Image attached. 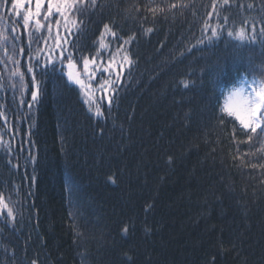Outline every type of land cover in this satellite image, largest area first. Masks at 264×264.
Here are the masks:
<instances>
[{
	"label": "trees",
	"instance_id": "obj_1",
	"mask_svg": "<svg viewBox=\"0 0 264 264\" xmlns=\"http://www.w3.org/2000/svg\"><path fill=\"white\" fill-rule=\"evenodd\" d=\"M248 1L85 0L82 32L63 36L80 54L98 52L104 24L119 41L135 37L122 83L114 70L96 94L103 116L66 84L64 65L43 68V54L31 61L32 100L28 32L0 8L25 47L26 85L10 87L15 65L0 63V195L15 217L0 212V264H264V134L248 142L220 111L239 70L264 76V0ZM217 13L228 29L258 17L255 42L209 43L205 23ZM47 33L36 34L34 56Z\"/></svg>",
	"mask_w": 264,
	"mask_h": 264
},
{
	"label": "snow or ice",
	"instance_id": "obj_2",
	"mask_svg": "<svg viewBox=\"0 0 264 264\" xmlns=\"http://www.w3.org/2000/svg\"><path fill=\"white\" fill-rule=\"evenodd\" d=\"M47 4V9L42 13V6ZM91 6L96 5V0H90ZM229 0H223L221 7L227 5ZM28 7H25V5ZM32 0H11V8L8 9L7 0H4V3L0 4V8L5 10V13L11 17H16L17 21L22 18V25L25 31L28 32V59L29 63L27 66V73L32 74V83L37 88V91H32V100L36 101L38 95V85L36 84V77L34 74V66L32 64V60L36 59V66H39V53L42 51L41 49H36V55H33L32 44L34 41H38L39 37H37V33L42 29H47L49 35L52 33L53 24L57 29V38L55 40V46L60 48L61 51L57 59L63 65L66 60L67 63L64 67L67 68L66 76L67 81L66 84H75L79 86L81 95L84 97V103L87 104L88 110L93 111V106H95V115L103 116V111L101 104L96 99V91L99 90L101 93L107 91L106 85L108 87L111 86L110 81H102L98 84L97 89H93L90 81L94 77V72L90 69V65L95 67L97 64V59L100 55V52L107 49L109 44L105 42L106 37L111 36L113 39H119L115 31H113L112 27L109 24H104V31L100 33L99 40L96 42L98 45V52L96 56L92 58L81 56V61L83 65V72L78 70L77 62L74 59L73 52H65L67 49L63 47L64 44L69 43L68 41H61L59 37V28L63 23V26L66 31H70L71 29H76L77 32H82L81 24L82 21L78 22L75 18L77 14L82 13L85 9V0H35V8L31 7ZM172 8L177 7V5H171ZM251 7V5H249ZM150 11L155 12L156 9H150ZM162 11V9H161ZM213 11H216L215 2L213 4ZM218 15V13H217ZM43 16V20L47 21V23H42L41 17ZM52 18V19H50ZM228 16L223 17L224 25L228 23ZM17 21H13V24H16ZM247 23V22H245ZM222 25H218L217 27H211L207 22L205 23V28L211 30V34L209 36V43H211L214 39H219L221 33L218 31V28H222ZM17 28L15 26H10L9 23L5 22L4 16L0 15V52L3 53L0 56V63H11L15 65V68L8 73V79L13 81L10 84L14 90L17 88V83L20 89H23L25 85V72L21 70L20 59L17 57H23L25 55V47L20 45V36L15 35ZM148 32H151L152 29H147ZM255 27L251 28L252 36H249L246 28L241 25L236 28L234 31L231 29L226 30L227 37L230 40L236 42L235 47L237 49L243 48L246 43H254L255 42ZM262 35H264V28L260 29ZM135 37H129L123 41V44H129L131 40ZM202 42V41H201ZM123 47V45H121ZM119 51V49H118ZM124 60L131 63L127 56L124 57ZM51 65V70L55 72L56 70V61L49 56L46 63L43 65L44 69H47L48 66ZM122 67V65H121ZM112 70V62L104 69V71ZM264 71V67L261 69ZM87 78V81L85 79ZM18 78V81L16 80ZM3 77L0 76V87H3ZM183 87L188 88L190 83L188 81H183ZM23 103V101H21ZM107 103L111 105L112 98H109ZM223 116L231 117L235 122L238 123L239 129L247 134V141L251 142L254 139L260 137V135L264 134V79L253 78L251 80L248 79L246 75H241L238 77L236 84L228 91L225 96L224 103L220 109ZM0 115H3L0 113ZM224 122L223 117L221 118V123ZM259 130V133H258ZM234 132L236 129L234 128ZM2 143V141H0ZM259 151L264 152V143L261 144ZM257 165L253 164L252 167H256ZM264 167V165H261ZM7 210V217L15 219L13 215V210L8 204L5 202L3 195H0V212L3 210ZM127 232V228L124 229ZM33 264H36L33 261Z\"/></svg>",
	"mask_w": 264,
	"mask_h": 264
},
{
	"label": "rangeland",
	"instance_id": "obj_3",
	"mask_svg": "<svg viewBox=\"0 0 264 264\" xmlns=\"http://www.w3.org/2000/svg\"><path fill=\"white\" fill-rule=\"evenodd\" d=\"M188 1H192V0H184V2H187V3H188ZM42 10H43V7H42ZM236 19H238V18H234L233 20H236ZM243 19H246L245 22H247V23L244 22L241 25H243L246 28V30L248 31V34H249L250 29L253 26L256 29L257 26H255V23H257V25L260 28L262 27L261 26V22L258 19H256V18L244 17ZM43 22H45V21L43 20ZM207 23L210 24L211 27H217L218 25H222L223 27L222 28H218V31L221 33V35L222 34H226V30L228 29V27H226L224 25L223 21L220 22V17L217 14L214 15L213 18L208 20ZM241 25H237V26L233 27V29H231V30L234 31L236 28L240 27ZM80 26H81V29H83V27H84L83 23ZM206 30H208V29H206ZM71 31L77 32L76 29H71L70 31H66L64 26H63V23H62V25L59 28V37L61 38L62 43H63V41H65V40H63V36L66 33L69 34ZM210 34H211V30H210ZM226 36H227V34H226ZM56 38H57V29H55V31H52L51 35H49V33H47L46 39H47V42H48V48H47L46 51L39 53V56L41 54H43V58L42 59H43L44 63H46L48 57L51 56V58L53 60H55L57 63H59V65L61 64L60 61L57 59L61 49L57 48L55 46ZM71 38H73V36H71ZM124 40H126V39H124ZM124 40H120L119 41L118 39H113L111 36L106 37L105 42L109 44V47L107 49L103 50L102 52H100V55H99V57L97 59V64H96L95 67L90 65V69L94 72V77L90 81V83L92 84L93 89H97L98 84L101 83L102 81H107L106 74L110 75L111 73H113L114 70L117 71V73H115L116 83L118 85H119V82L122 83V81H123V79L125 77V75H123V74L125 73V71L127 70V68L130 65H131V67L133 65L132 63L130 64L129 62L124 60L125 56H127L130 61L132 60L131 53H129V46H128V44H126V45L123 44ZM66 41H68L69 43L63 45V47L65 49H67V51L65 52V55H67V52H69V51L73 52L74 53V59L77 62V65H78V70L83 72V65H82V61L80 59L82 54H80L81 52L78 49L79 45H77L79 42H76V40H73L72 42H70L69 40H66ZM121 45H123V47H121ZM118 49H119V51H118ZM97 51H98V46H97L96 52ZM96 55H97V53L96 54H92V57L96 56ZM83 56H85V55H83ZM85 57H87V56H85ZM92 57H89V58H92ZM110 62H112V70L104 71V68H106L109 65ZM66 63H67V61L65 60L63 65H66ZM121 65H122V67H121ZM66 71H67V68H66ZM129 73H130V71H129ZM241 75H246L243 72V70H239V73L237 72L236 75H235V78L232 80L233 82L228 84L227 86L225 85L224 88L222 89V91H221L222 99L220 101L221 106L224 103V99H225L226 94L233 87V85L236 84L238 77L241 76ZM247 77H248L249 80L253 79L254 77L257 78V79H264V76H262V72H256L255 75H250V76H247ZM85 79L87 81L86 77H85ZM78 88H79V86H78ZM98 92H100V91L97 90L96 94H98ZM99 96L100 95H98V98H99Z\"/></svg>",
	"mask_w": 264,
	"mask_h": 264
},
{
	"label": "bare ground",
	"instance_id": "obj_4",
	"mask_svg": "<svg viewBox=\"0 0 264 264\" xmlns=\"http://www.w3.org/2000/svg\"><path fill=\"white\" fill-rule=\"evenodd\" d=\"M63 36V35H62ZM49 58V57H48Z\"/></svg>",
	"mask_w": 264,
	"mask_h": 264
}]
</instances>
